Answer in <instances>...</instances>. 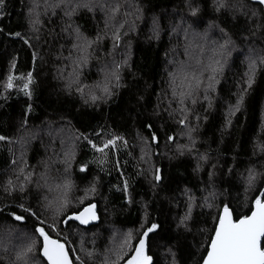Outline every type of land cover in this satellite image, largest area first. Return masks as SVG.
<instances>
[{"label":"trees","instance_id":"16d2710c","mask_svg":"<svg viewBox=\"0 0 264 264\" xmlns=\"http://www.w3.org/2000/svg\"><path fill=\"white\" fill-rule=\"evenodd\" d=\"M26 2L27 0H5V15L0 17V27L5 29L4 33H0V135L13 140L27 133L21 128V121L25 118L28 132L46 126L71 129L77 137H81L77 157L70 171L73 189L82 192L92 183L97 187V196L90 199L97 204L100 221L97 226L88 227L91 229L89 232L100 231L104 239L109 226L137 229L147 213L149 221L160 225L159 235L151 242L154 261L158 259L159 264H171V257L166 252L171 247L177 264H199L201 256L205 254V240L214 228L213 216L216 213L215 208L210 210L202 206L203 197L214 190L219 194L216 204L229 203L234 215L247 213L249 204L245 201L240 174L245 173V169L257 161L264 163V153L257 149L256 155H253L254 148L264 144V70L257 73L239 111L228 117L230 107L236 104V93L239 91L237 82L246 66L243 55L238 52L249 47H264V28L250 30L251 24L246 23L239 13L234 19L231 11L216 12L213 0H197L200 11L195 18L194 27L204 31L206 26H212L213 30L216 29L213 36H218L216 39L222 36L219 28H224L235 41L237 49L217 85V91L212 94V106L205 111L207 101L197 105V112L202 117L207 116V120L202 119L199 128L193 133L195 149L199 154H207L209 157L207 161L200 162L202 166L197 171L196 151L192 155L177 156L174 143H167L164 139L166 135H174L177 142L187 143V137L178 135L180 126L163 110L167 104L163 92L168 89L167 71L172 69L168 60H180L184 57L182 42L179 39L176 41L182 34H175L171 29L175 24L189 20L187 5L191 0H126L127 4L141 9V18L136 21L135 31L123 37V47L120 45L113 48L112 41L108 38L94 45L96 50L84 67L81 78L85 84L97 83L102 78V65L115 62L113 54L117 49L122 54L121 60L129 57L128 66L122 69L123 87L116 89L106 102L99 100L101 102L87 104L75 91L69 95L64 90V81L57 73V69L67 65L65 57L69 54L71 40L66 32L57 35L60 32L58 19H51V22L46 19L43 34L39 35V39L33 38L35 34L29 30L25 19ZM230 3H235V0H230ZM249 7L258 12L251 4ZM154 18L159 24L158 39L150 33ZM72 19L74 26H79L80 31L90 38H94L98 32L103 34L104 18L99 11L91 13L81 10ZM46 29L50 33L44 34ZM9 31H20L29 39L31 47L18 38L8 36ZM253 31L255 35L252 34ZM28 72H32L34 78L31 99L17 88L4 90L9 74L20 77ZM14 83L19 85V79ZM3 96H7V99H3ZM158 103L160 108H157ZM29 104L32 105L30 112L26 111ZM226 117L231 120L227 127ZM147 123H151L152 130L157 131L160 136L159 144L151 145L152 152L159 154H151L149 169L140 161L143 147L141 136L148 135V130L144 127ZM112 134L124 137L127 145L123 146L118 142L119 150L110 151L107 162L98 166L93 161L99 154L90 148L83 137L87 136L93 142L100 143ZM7 143L0 141V208L5 209V212L0 213V239L7 238L6 229L9 227H13L14 231L29 232L31 229V225L23 229L16 227V222L6 215L17 203L14 197L19 195L8 196L2 188L3 182L15 175L12 171L14 166L10 163L11 158H14L10 144ZM43 148L47 149L40 140L29 142L25 154L29 166L36 167L45 156L51 155L48 150L44 152ZM117 160L119 168L115 167ZM49 163L54 169L53 163ZM81 163L88 164L87 171L78 170ZM153 167L161 169L163 179L158 183L150 170ZM229 167L232 168V173H228ZM59 168L63 169L61 166ZM209 172L214 173L211 180ZM124 180L128 181L132 203L127 202L124 192L117 190L122 188ZM24 195L27 203L36 205L42 196L47 195V190L30 188ZM189 196H193L194 201L187 221L191 231H186L183 226L178 225L188 211ZM248 196L250 200L252 193ZM87 202L88 200L85 201ZM70 225L68 232H75L72 227H76L80 233L84 232V226L77 227L72 222ZM102 239H97V247L103 246ZM16 245L18 246L17 242ZM2 250L4 249L0 247V258H3L0 264H13L16 250Z\"/></svg>","mask_w":264,"mask_h":264},{"label":"snow or ice","instance_id":"6c2138e0","mask_svg":"<svg viewBox=\"0 0 264 264\" xmlns=\"http://www.w3.org/2000/svg\"><path fill=\"white\" fill-rule=\"evenodd\" d=\"M249 4L256 7L258 12L252 11ZM187 7L191 22L184 20L182 24H177L172 28V32L183 35L185 58L168 60L172 69L167 71L168 89L163 92V97L167 99L163 110L180 126L178 135L187 137V143L177 142L174 135H166L164 139L167 143H174L177 156L192 155L196 151V170L199 171L202 166L200 162L207 161L209 157L207 154H199L195 149L196 140L193 133L199 128L202 119L207 120V116L202 117L197 112V105L207 101L205 111L212 106V94L217 91V85L220 83L225 68L237 49L235 41L224 28H219L221 38L215 39L210 36L208 30L199 31L194 27L195 18L200 11L197 0H191ZM213 7L216 12L231 11L234 19L239 13L245 18L246 23L251 24L250 30L264 28V23H262L264 21V0H235V3H230V0H213ZM4 8L5 0H0V17L5 15ZM81 10L91 13L99 11L103 14L104 31L102 35L98 32L94 38H90L80 31L79 26H74L72 18ZM58 11L63 14V18H66L65 26L61 31L68 33L71 38V51L65 57L70 61V65L66 67H70L71 70L66 76L63 70L60 72V78L64 80V90L69 95L75 91L86 104L96 103L99 100L106 102L114 95L115 89L123 87L122 69L128 66L127 60L120 63L113 62L110 69H103L102 84L98 83L93 86L84 84L81 79L82 70L94 55L96 50L94 45L108 38L112 41L113 48L119 47L123 37L135 31L136 21L141 18V9L138 6L126 4V0L123 2L122 0H31L25 19L29 30L36 34L33 38L39 39L38 34L44 27L42 17H46L51 22V17L56 16ZM4 31L5 29L0 27V33ZM252 34L255 35V31ZM7 35L18 38L31 47L29 39L25 38L20 31H9ZM153 35L159 38V24L155 18L153 19ZM244 60L246 66L237 82L239 91L236 93V104L230 107L228 117L239 111L245 94L255 82L257 73L264 70V47L259 49L249 47ZM12 67H15V60L12 62ZM17 79L20 81L19 85L14 83ZM33 83L32 72L20 77L9 74L4 90L17 88L31 99ZM97 89L101 95L96 94ZM2 98L6 100L7 96ZM157 108H160L159 103ZM31 109L32 105L29 104L26 111L30 112ZM228 117L225 120V127L231 124ZM144 127L148 130V135L141 136L143 142L141 158L148 157L145 161L147 163L151 154H159L152 152L151 145H158L160 136L157 131L152 130L151 123H147ZM21 128L25 132L29 131L26 118L21 121ZM34 136L35 133H32L30 138ZM80 138V136L77 137V139ZM83 139L95 153L99 154V157L93 161L98 166L107 162L110 151L119 150L118 142L123 146L127 145L124 137L115 134L100 143L93 142L87 136ZM0 141L13 143L12 139L5 135H0ZM16 142L23 149L27 140L21 136ZM257 149L260 153H264V144L257 145L253 150V155H256ZM24 155L22 150L19 163L16 159L11 160L10 163L14 166L12 171L15 175L7 178L2 185L3 192L8 196L19 194L14 197L17 203L6 212L7 217L16 222V227H21V229L31 225L29 232L23 230L16 232L13 227L6 229L8 243H11L13 238L20 242L18 246H14L16 251L13 264H159L158 259L154 261L151 242L159 235L160 225L155 221H149L147 213L138 229L126 231L113 229L108 246L103 251H98L95 247H85L83 231L79 234V249L73 247L75 241L71 240L67 234V229L71 226L70 222L77 227L84 226V231H91L87 226L90 224L97 226L100 221L97 204L89 199L97 193L96 184L92 183L85 188L84 195L76 197L75 202L70 197L74 184L69 170L76 155L75 145L63 154L61 161L64 165L63 175L60 176L52 175V165L48 162L43 163V171L37 174L35 168L28 165ZM257 164H260L259 168ZM115 167L119 168V160L115 162ZM212 167L215 168V165ZM87 168V163H81L78 166L80 172L87 171ZM101 170H104L103 167ZM227 171L232 173V168L229 167ZM245 173L240 174V179L244 184L245 201L249 204L247 213L234 215V210L229 203L216 204L215 201L219 194L214 190L209 191L208 195L203 197L202 206L210 210L215 208L216 213L213 216L214 228L205 240L203 245L205 254L201 256L199 264H264V182H261L264 181V163L257 161L246 168ZM208 175L211 180L214 173L209 172ZM153 176L157 183L160 182L163 179L161 169L153 168ZM30 188L46 189L49 193L55 192L56 195L51 198L44 195L36 205H33L26 202L27 197L24 195ZM128 188V181L124 180L122 188L117 190L124 192L127 202L132 203ZM249 193H252L250 200ZM86 200H88L87 203H85ZM193 201L194 197L189 196L188 211L178 225V227L183 226L186 231H191L187 221L191 216ZM3 212L5 209L0 208V213ZM166 252L171 257V264H177L172 248L168 247Z\"/></svg>","mask_w":264,"mask_h":264},{"label":"rangeland","instance_id":"374dc122","mask_svg":"<svg viewBox=\"0 0 264 264\" xmlns=\"http://www.w3.org/2000/svg\"><path fill=\"white\" fill-rule=\"evenodd\" d=\"M30 3H31V0H27V2H26V13H27V8L30 6ZM122 11H123V9H122ZM42 19H44V21H45L47 18L46 17H42ZM51 19H58V26H59L60 32L57 33V35L58 36L62 35L63 34V31H61V29L65 26L66 18H63V14L58 11V14L56 15V17L55 18L51 17ZM180 24H182V23H180ZM176 25L177 24H175V26ZM48 27H49V25H48ZM56 29H57V31H59L58 28H56ZM43 30H44V27L41 29V31L39 32L38 35L43 34ZM204 30H208L209 33H210V36L212 38H213L214 34L216 33V29L213 30L212 26H206L204 28ZM45 33H50L49 32V29H46L44 31V34ZM150 33L153 34L152 26L150 28ZM66 34L68 35V33H66ZM175 34H180L181 35L182 33H175ZM51 36H52V34H51ZM68 37H69V35H68ZM180 37H182V39H180ZM216 37H218V36H216ZM216 37H215V39H216ZM69 39L71 40L70 37H69ZM178 39L182 42V45L184 46L183 42L185 43V41L183 40V35L179 36V38H176V41ZM120 45H121V43H120ZM121 46L122 47L125 46L124 42L122 43ZM247 49L248 48H246L244 50H240L238 53L239 54H242L243 57H244L245 53L247 52ZM70 51H71V48H70ZM118 51H119V53H117ZM184 58L185 57H182L180 60H183ZM113 59L117 63L119 61H121V62L124 61V60H121L122 59V54L120 53V50L115 49V52L113 54ZM65 61H66L65 63H67V65H70V63L68 64V60H65ZM127 62H129V57L127 58ZM112 65H113V63L112 64L107 63L106 65H104V64L102 65V69L100 70V73L102 74V78L99 79V81L97 83H95V84H98V83L99 84H102L103 83V80H104V71H102V70L105 69V68L110 69ZM227 68H228V65L226 66L225 71H226ZM61 70H63V72H64V74L66 76L67 75V72L70 71L71 68L70 67H66V65H64L59 70L57 69V73L59 72V74H58L59 77H60ZM82 72H83V70H82ZM83 74L84 73H82L81 78H82ZM95 84H93V85H95ZM87 85L93 86V85H90V84H87ZM86 92H87V89H86ZM96 94L97 95H101V92L97 89L96 90ZM101 101H104V100H101ZM101 101H97L96 103L101 102ZM263 122H264V113H263ZM32 133H35L34 138H30L32 136ZM21 136H24L25 140H27V143L25 144V146H24L23 149H21L20 144L16 142L17 140H19V138ZM21 136H18L15 139H13L12 140L13 143H11L9 145L10 150H11V153H12V157L14 159H16L18 163H19V158H20L21 151L23 150L24 151V154H26V147L28 146L29 142H33V141H36V140H40L43 144H45V147H47V149L43 148L44 149V152H45V150H48L47 152H51V155L45 156L44 160L38 166H36V167L33 166L35 168L37 174L39 172L43 171V163L44 162H48V163L51 162V163H53V166H54V169H52V174L54 175V173H56L57 175H59V174L63 175V169H60L59 168L60 166L61 167H64V165L61 163V161L63 160V154L66 151H69L70 149H72L73 148V145H75V153H76L75 159H74L73 162H75V160H76L77 150H78V147H79L80 140L77 139V136L74 133V131H72L69 128H64V127H57L56 128V127L46 126V127L42 128V129L37 130V131H34V132L24 133ZM7 144H9V143H7ZM142 155H143V153L141 151L140 152V161H141L142 164L145 165L146 169H149V167L151 166V160H152L151 159V155H150V160L147 163L145 161L148 160V157H145V158L142 159L141 158ZM47 157H49V159ZM24 158H25V155H24ZM11 160H12V158H11ZM73 164L74 163H72V167L69 170V172L72 170ZM153 168H155V167H153ZM153 168H150V170H152V173H153ZM57 169H59V171H57ZM149 174H150V172H149ZM33 189H35V188H33ZM47 195L49 196V198H51L52 196H55L56 193L55 192L49 193L47 191ZM83 195H84V191H82V192H79V191L76 192L74 189H72V191L70 192V197L73 198V201L74 202H75V198L76 197H80V196H83ZM95 196H97V193H96ZM90 198H92V197H89V199ZM72 228H74L73 230H75V232L74 233H71V230H70L69 232L67 231V234L69 235V238L71 240H74L75 241V243L73 244V247H76L77 249H79V240H80V235L79 234H80V232H79V230L76 227H72ZM113 229H120L121 231H126L128 229H133V228H124V227H118V226H115V227L114 226H109L108 229H107V231L104 233L106 235V237L104 239H102V233L100 231L93 232V233H90L89 231H84L83 232V239L85 241V247H88V248L95 247L98 251H103V249L106 246H108L109 237H110ZM16 232H19V231H16ZM1 234H2V237H3V232ZM97 239H102V241H101V243L103 244L102 247H97L99 245L98 242H97ZM93 241L95 242L94 244H93ZM16 242L19 245L20 242L19 241H16L14 238L12 239V242L11 243H8V238L0 239V247L4 249V250H2V252H5L6 250L7 251H11L13 249L16 250V248L14 247V246H17L16 245ZM0 260H3V258H0Z\"/></svg>","mask_w":264,"mask_h":264},{"label":"water","instance_id":"95a60500","mask_svg":"<svg viewBox=\"0 0 264 264\" xmlns=\"http://www.w3.org/2000/svg\"><path fill=\"white\" fill-rule=\"evenodd\" d=\"M98 209V208H97ZM99 213V212H98ZM91 226H93L92 224H90V225H88L87 227H91Z\"/></svg>","mask_w":264,"mask_h":264}]
</instances>
